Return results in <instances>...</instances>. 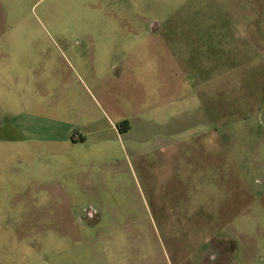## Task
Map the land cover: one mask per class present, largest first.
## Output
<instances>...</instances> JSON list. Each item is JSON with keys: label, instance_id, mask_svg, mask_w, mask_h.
<instances>
[{"label": "rangeland", "instance_id": "1", "mask_svg": "<svg viewBox=\"0 0 264 264\" xmlns=\"http://www.w3.org/2000/svg\"><path fill=\"white\" fill-rule=\"evenodd\" d=\"M0 49L1 113L77 140L0 190V264H264V0H0Z\"/></svg>", "mask_w": 264, "mask_h": 264}, {"label": "crops", "instance_id": "2", "mask_svg": "<svg viewBox=\"0 0 264 264\" xmlns=\"http://www.w3.org/2000/svg\"><path fill=\"white\" fill-rule=\"evenodd\" d=\"M0 50V84L2 82L8 84L9 88H11L9 93L12 95V93H15L14 89L19 82L16 71L18 64L10 56L15 52L11 51V49L4 52H2V49ZM21 64L27 66L26 62ZM1 66L8 67V69L3 70ZM20 93H26L24 88L20 90ZM28 107V104H23L19 111H10L8 114L0 111V169L7 164L6 159L9 158V162L13 165L11 166L13 168L12 171L15 172L13 173L14 176H10L9 182H6V178L5 180L1 179L0 176V190L3 191L5 189L6 193H8L10 189V192H14V197L16 198L28 196L31 185H35L36 190L44 189L47 186L46 183L44 184L40 180L33 181L30 177H27L29 175L28 171L32 170V168L34 169L36 165L44 164L48 169L51 161L60 157L55 152L56 150H60V147L67 142L77 143V140H71V137L67 139L68 141L64 137L60 138L57 129L34 128L30 124L31 115ZM19 171L23 173L17 175ZM9 184L12 185L10 186ZM22 209L25 213H28L27 207ZM234 230L237 231L238 229ZM207 245L209 246L207 253L209 252L211 255L202 264H232L233 260L226 252V245L216 244L214 240H208Z\"/></svg>", "mask_w": 264, "mask_h": 264}]
</instances>
